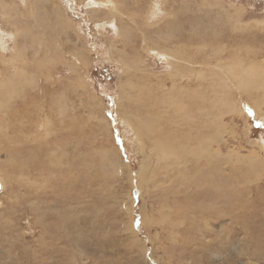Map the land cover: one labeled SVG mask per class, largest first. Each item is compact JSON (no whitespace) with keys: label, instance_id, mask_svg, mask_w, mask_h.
<instances>
[{"label":"rangeland","instance_id":"374dc122","mask_svg":"<svg viewBox=\"0 0 264 264\" xmlns=\"http://www.w3.org/2000/svg\"><path fill=\"white\" fill-rule=\"evenodd\" d=\"M0 30V264H264V0H0Z\"/></svg>","mask_w":264,"mask_h":264},{"label":"bare ground","instance_id":"6f19581e","mask_svg":"<svg viewBox=\"0 0 264 264\" xmlns=\"http://www.w3.org/2000/svg\"><path fill=\"white\" fill-rule=\"evenodd\" d=\"M96 1V0H95ZM5 4V3H4ZM91 4L92 5H95V2L94 1H91ZM8 5V4H7ZM5 6V5H4ZM2 9V8H1ZM6 13V12H5ZM6 14H8V13H6ZM5 16V15H4ZM8 16V15H7ZM4 18V17H3ZM5 19H6V17H5ZM11 19V18H10ZM15 19V18H14ZM8 20V19H7ZM16 24V23H15ZM12 25H14L13 24V22H12ZM16 26V25H15ZM14 27V26H13ZM13 30V29H12ZM1 31V30H0ZM18 32H19V30H17L16 31V34L18 35ZM15 34V33H14ZM12 38H14V36L12 37ZM15 39V38H14ZM2 40H4V39H2ZM12 41H13V39H12ZM2 42V41H1ZM16 45V44H15ZM14 45V46H15ZM2 46H4V45H2ZM2 46L0 47V48H2ZM163 53H164V51H163ZM159 54V53H158ZM165 54H170V56H165V55H162L161 57L164 59H166L168 62H170L169 64L170 65H173V72H175L176 73V71H178V75L183 79L184 77L186 78L189 74H185V73H183V72H180L179 71V69H178V65H179V63H181V56H180V54H176V53H167V52H165ZM221 54V53H220ZM229 55H231V54H229ZM172 56V57H171ZM215 59V58H214ZM218 59H222V58H218ZM222 61H224V60H220V64L222 63ZM167 62V63H168ZM166 63V62H165ZM201 63V62H200ZM251 63H253L252 61H251ZM191 64V66H193V64H194V62L193 63H190ZM241 65V64H240ZM239 66V65H238ZM238 66H237V68H235V66H233V65H228L227 67H225V68H220V67H217V68H219L220 69V71H221V69H224L229 75H230V78L231 79H242L244 76L245 77H253L254 76V72H253V67H251V68H249V69H247V70H243V68L240 70V71H238ZM185 71H191L190 73L192 74V69H187L186 67H185ZM184 71V72H185ZM14 76L15 77H17V74H20V75H22V73L20 72V73H17V69H14ZM12 74V75H13ZM214 77H217L220 81H225V80H228L229 78L227 77V75H226V73L223 71V73H221V72H219L218 74H215L214 75ZM19 84H21V80H20V78L18 77L17 79H13L12 81L11 80H7V81H2L1 83H0V87H1V89L3 88V89H8L9 87H12L13 89L12 90H10L9 91V93H15V86H18ZM173 89V88H172ZM170 101V100H169ZM141 102H144V101H141ZM145 104V103H144ZM165 105H168V104H165ZM164 105V106H165ZM171 107L173 106V109H174V102H172L171 104ZM169 109H171L170 107H169ZM172 109V110H173ZM163 111H164V109H163ZM172 113H176V108H175V110L174 111H171ZM164 113V112H163ZM155 114V113H154ZM153 114V115H154ZM159 114V113H158ZM166 114V113H165ZM164 115V114H163ZM160 116H162V115H160ZM166 116H167V114H166ZM158 117V116H157ZM158 118H160V117H158ZM165 118V117H164ZM161 119H163V116H162V118ZM160 119V120H161ZM171 119V118H170ZM142 126H145V122H146V118H144V120L142 119ZM136 125V129H137V131H138V138H139V140L141 141V142H144V141H146L147 139L151 142V141H155V140H157V137L153 134V131H143V130H141L140 128L138 129V126H137V124L136 123H133L132 125L133 126H135ZM164 129H165V127H164ZM156 133V132H155ZM165 133H163V135H164ZM160 135V134H159ZM143 137H145V138H147L146 140L143 138ZM167 142V141H166ZM154 143V142H153ZM141 144V143H140ZM143 145V144H142ZM158 150H163V151H167L168 153H163V156L162 155H160L161 157H159L158 155L157 156H155L154 155V157L155 158H158V161H168V160H170V157H172V159L173 160H176V154L175 153H173L172 151H169L165 146H164V143H159L158 142ZM143 147V146H142ZM151 153V152H150ZM153 155V154H152ZM194 157H195V159L196 160H198V159H200L201 157H202V155L201 156H199V154H197L196 153V155H194ZM152 158V157H151ZM148 160V159H147ZM157 160V159H156ZM168 162H170V161H168ZM166 164V163H165ZM170 164V163H169ZM148 165V164H147ZM146 165V166H147ZM171 165V164H170ZM141 166H142V164H141ZM151 166V165H150ZM168 166V165H167ZM147 169V168H146ZM153 169V168H152ZM170 169V168H169ZM144 171V170H143ZM145 172V171H144ZM152 172V171H151ZM155 172V171H154ZM143 174V173H142ZM141 175V174H140ZM145 175V174H144ZM153 175V174H152ZM129 176V175H128ZM148 176V175H147ZM150 176V175H149ZM167 176V175H166ZM154 177V176H153ZM157 178H159L158 176H157ZM162 178V177H161ZM160 178V179H161ZM139 179H140V176H139ZM138 179V180H139ZM156 179V178H155ZM162 179H164V178H162ZM132 180V179H131ZM141 180V179H140ZM146 180H147V178H146ZM154 180V179H153ZM162 182V181H161ZM153 184L154 183V181H152L151 180V178H149L148 179V181H143V180H141L140 181V183H139V187H138V190H141L142 188H146V189H148L149 188V184ZM156 183V182H155ZM131 188V187H130ZM142 191V190H141ZM138 193V192H137ZM147 195V194H146ZM149 196V195H148ZM129 199H130V197H129ZM165 205V204H164ZM162 206V205H161ZM164 207V206H163ZM163 212V211H162ZM161 212V210L159 211V214L162 216V218L163 219H165L166 220V218L168 217V213H166V212H163L162 213ZM160 217V216H159ZM161 218V219H162ZM148 219V218H147ZM146 219V220H147ZM150 219V218H149ZM156 221V220H155ZM144 222V221H143ZM147 222V221H146ZM149 222H151L150 220H149ZM145 224V223H144ZM135 239V238H134ZM135 240H137V239H135ZM138 241V240H137ZM139 242V241H138Z\"/></svg>","mask_w":264,"mask_h":264}]
</instances>
